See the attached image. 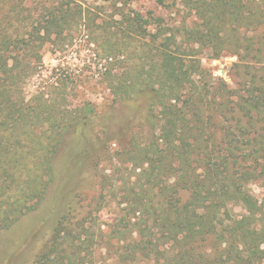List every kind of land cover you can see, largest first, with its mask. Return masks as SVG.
I'll return each instance as SVG.
<instances>
[{
    "label": "trees",
    "instance_id": "obj_1",
    "mask_svg": "<svg viewBox=\"0 0 264 264\" xmlns=\"http://www.w3.org/2000/svg\"><path fill=\"white\" fill-rule=\"evenodd\" d=\"M178 1L186 17L174 27L125 0L98 23L77 0H0V230L37 208L61 139L92 115L90 103L66 104L79 75L26 99L44 46L60 53L86 37L107 61L99 81L113 103L133 105L124 133L140 126L118 155L132 176L117 215L67 202L31 264H264V206L248 189L264 188V0ZM208 50L237 56L234 87L201 67ZM101 140L90 141L98 158Z\"/></svg>",
    "mask_w": 264,
    "mask_h": 264
},
{
    "label": "rangeland",
    "instance_id": "obj_2",
    "mask_svg": "<svg viewBox=\"0 0 264 264\" xmlns=\"http://www.w3.org/2000/svg\"><path fill=\"white\" fill-rule=\"evenodd\" d=\"M77 1L83 9L92 12L98 23L101 19H109L112 10L108 3L119 0H107L109 2L105 3L104 0ZM125 2L128 8L140 13L144 18L152 15L154 18H161V21L169 26L181 25L186 17L178 0H165V6H159L156 0H125ZM190 19L191 16H188L187 20ZM152 28L151 31L154 30ZM85 40L86 37L78 35L74 44L60 53L54 52L51 44L44 46L40 51L42 62L38 73L35 78L23 83L24 95L28 100L44 84L54 82L57 76L68 79L73 75H79L80 83L73 93L67 94L66 104L74 108L83 105L86 107L87 103H90L92 115L87 118V123L81 119L80 124L69 129L61 139L56 155L54 180L48 185L37 208L18 218L7 229L0 230V264H31L51 235L53 226L64 209L68 210L67 202L73 207L85 206L90 202L95 207L103 208L101 212L103 220L109 221L111 217L117 215L118 207L124 202L123 193L129 189L127 181L132 175L123 157L118 155L127 147L132 135L140 133V126L137 128V125L130 133H124V121L127 118L129 120L136 118L132 113L133 105L131 102L125 105L113 103V97L99 81L107 70V61L95 57L94 44L88 46ZM209 55H211L210 50L198 56L201 67L213 77L221 78L234 87L237 81L235 68L238 63L237 56L225 53L217 59H211L208 58ZM100 121H104L103 124L106 123L108 127L106 133L110 138L109 141L100 132ZM142 128L144 131L142 132L141 129L142 136L138 141H147L150 131L146 130V127ZM94 136L100 137L101 141H108L107 148L100 158L93 156L90 146ZM102 176L107 178L103 184ZM248 189L264 206V188H260L259 183H250ZM98 200L99 204H95ZM235 212L243 213V210L241 207H236ZM109 256L105 246L101 253H97V257L102 260Z\"/></svg>",
    "mask_w": 264,
    "mask_h": 264
}]
</instances>
